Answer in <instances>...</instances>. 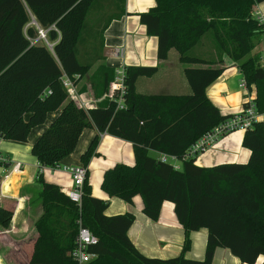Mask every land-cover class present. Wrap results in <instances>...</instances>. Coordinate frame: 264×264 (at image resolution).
<instances>
[{
    "label": "trees",
    "instance_id": "obj_1",
    "mask_svg": "<svg viewBox=\"0 0 264 264\" xmlns=\"http://www.w3.org/2000/svg\"><path fill=\"white\" fill-rule=\"evenodd\" d=\"M108 1L0 0V140L26 142L32 128L44 124L49 112L58 111L32 145L39 168L55 167L71 154L87 128L131 142L137 164L115 165L105 173L102 188L128 203L141 194L142 213L152 220L158 218L162 201L173 203L184 234L181 252L169 258L141 253L127 234L134 214L107 215V201L89 194L87 174L78 204L38 172L42 213L34 222L37 236L30 264H74L69 253L79 224L96 238L88 246L95 257L87 264H214L218 247L229 249L240 264H254L264 257V122H254L243 134L242 146L249 150L245 162L200 166L195 158L183 157L205 132L233 115L222 114L206 94L222 74L225 56L236 63L247 86L254 87L256 111L264 113V68L257 56L250 55L252 38L264 33L253 7L264 0H155L139 14V21L146 35L156 37L158 59H166L175 49L181 63L197 65L184 68L191 92L137 93L136 79L152 76L156 67L128 66L124 107L119 109L118 92L108 96L115 70L99 64L89 84L94 96L102 99L83 108L69 99L63 77L77 83L104 59L103 32L118 16L113 13L94 30L88 17ZM111 1L123 12V0ZM208 33L219 58L190 55ZM88 45L89 59L81 61L80 47ZM246 105L245 101L243 108ZM97 143L95 135L80 156L81 165L86 167ZM148 150L176 157L180 169ZM12 215L0 206L1 228L9 226ZM201 228L207 230L204 257L189 258L185 254L191 247L190 234Z\"/></svg>",
    "mask_w": 264,
    "mask_h": 264
},
{
    "label": "crops",
    "instance_id": "obj_2",
    "mask_svg": "<svg viewBox=\"0 0 264 264\" xmlns=\"http://www.w3.org/2000/svg\"><path fill=\"white\" fill-rule=\"evenodd\" d=\"M123 1V12H114L118 17L112 19L103 32L101 54L104 59L96 61L88 74L74 83V92L69 93V99L77 105L84 106L96 105L102 99L94 96L89 84V76L99 64H104L115 71L128 66L156 67V72L152 76H139L136 79L137 93L173 95L190 93L191 89L184 75L185 67L179 61L178 52L171 49L166 59H158L157 39L146 35L145 28L139 21V14L154 6L155 0ZM253 10L257 19L264 24V1L256 3ZM252 43L250 55L257 56L264 68V33L255 35ZM116 47H123V57L112 55V50ZM211 54L212 56L205 59L214 60L220 56L217 48L215 53ZM224 58L227 62L224 64V70L206 88V94L222 114H236L242 111L246 95L249 93L255 98L256 91L253 86L249 87L248 91L242 88L238 90L237 82L239 85L243 76L236 63L226 56ZM57 114L58 111L49 112L44 124L32 128L26 142L0 140V156L4 160V163L0 162V206L13 213L9 226L0 227V264H30L29 260L37 236L34 222L42 213L38 196L41 190L38 172L41 173L43 181L57 185L67 194L73 188V181L71 175L62 167L82 164L80 156L95 135H98V143L95 153L86 165L89 194L107 201L105 211L107 215L124 212L134 214V221L127 234L141 253L148 257L159 258L178 255L181 252L184 234L175 215L173 203L162 201L158 218L152 220L142 213L141 194H136L128 203L110 195L102 188L105 173L115 165L133 167L137 164L136 148L131 142L106 132L99 133L95 128H87L81 133L71 154L60 160L55 167L39 168L31 148ZM259 120L264 122V113L260 115ZM244 132L235 131L219 139L210 150L195 157V163L200 166H212L223 162H245L249 157V150L242 146ZM147 153L157 158L159 156L155 151L148 150ZM205 153L209 154L204 156ZM16 163L20 164L17 170L13 168ZM206 237L207 230L204 228L191 232V247L185 255L192 259H202ZM213 262L240 264L239 259L229 249L221 247L215 249ZM254 264H264V257L260 256Z\"/></svg>",
    "mask_w": 264,
    "mask_h": 264
},
{
    "label": "built area",
    "instance_id": "obj_3",
    "mask_svg": "<svg viewBox=\"0 0 264 264\" xmlns=\"http://www.w3.org/2000/svg\"><path fill=\"white\" fill-rule=\"evenodd\" d=\"M38 33L39 38L44 39V32L42 30H39ZM112 55L118 58L123 57V47L114 48L112 50ZM124 75L125 68H120L119 70L115 71V77L111 86V92L108 95L109 97H112L114 95V91L118 92L115 100L117 108L119 109L124 107ZM63 83L68 91V94L74 92V82H72L70 78L66 76L63 77ZM239 87L247 91L249 88L244 79L239 82ZM245 101L247 105L242 109L241 112L225 118L213 128L205 132L195 143L191 145L183 158H195L198 155L210 150L214 146V144L224 136L235 131H246L253 125L254 122L259 121V117L261 114L256 111L254 98H252L248 93L245 97ZM78 106L83 108H90L94 107L95 105L84 106L82 104H78ZM158 159L163 162L170 163L174 167V169H180L181 165L179 162L181 161L174 156L159 153ZM0 161L4 162L2 157H0ZM19 167V163H16L13 166L15 170L19 169ZM62 169L71 175L73 181V188L67 192L69 199L75 203L80 204L83 193V185L87 174L86 167L80 164L64 166L62 167ZM95 242L96 238L89 232V230L79 224L75 239V245L69 253L72 260L74 261V264H87L92 258L95 257L94 254L88 251V246L94 244Z\"/></svg>",
    "mask_w": 264,
    "mask_h": 264
},
{
    "label": "rangeland",
    "instance_id": "obj_4",
    "mask_svg": "<svg viewBox=\"0 0 264 264\" xmlns=\"http://www.w3.org/2000/svg\"><path fill=\"white\" fill-rule=\"evenodd\" d=\"M116 5H117V2H116ZM116 9H117V7H115L114 2L109 0L100 9L91 10V12L89 13V17H88L89 26L92 28V30L100 29L101 26L104 24V22L107 21L108 17H110L114 12H116ZM86 48L88 50H90L89 45L86 47H80V60L81 61H83V60L87 61L89 59L88 58L89 56L88 57L85 56ZM215 51H216V47H215L214 42L212 40V35L210 33H208L202 38L200 43H198L195 47H193L190 50L189 54L194 55V56H198V57L206 58V57L212 56L211 53H213V52L215 53ZM174 52H176V51H174ZM97 53H98V50H97ZM226 63L227 62L224 61V64H226ZM183 66L187 67V66H197V65L183 64ZM237 88L239 91L242 90L239 87L238 82H237ZM205 154H204V156H207L209 153H205ZM200 157H199V159L202 158V157L201 158Z\"/></svg>",
    "mask_w": 264,
    "mask_h": 264
}]
</instances>
